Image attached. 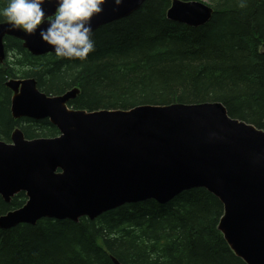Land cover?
<instances>
[{
  "label": "trees",
  "instance_id": "obj_1",
  "mask_svg": "<svg viewBox=\"0 0 264 264\" xmlns=\"http://www.w3.org/2000/svg\"><path fill=\"white\" fill-rule=\"evenodd\" d=\"M172 1L146 0L133 15L94 31L95 51L85 62L34 56L20 40L5 38L13 56L0 63V140L10 143L17 128L27 140L60 134L47 119L12 117L6 83L25 79L49 96L78 88L74 110L218 102L231 118L264 130V0H245L244 8L241 0H208L213 16L197 28L167 19ZM5 4L0 0V8ZM26 201L25 193L10 203L0 196V217ZM223 215L221 201L199 188L167 204H127L94 221L0 228V264H246L218 229Z\"/></svg>",
  "mask_w": 264,
  "mask_h": 264
},
{
  "label": "water",
  "instance_id": "obj_2",
  "mask_svg": "<svg viewBox=\"0 0 264 264\" xmlns=\"http://www.w3.org/2000/svg\"><path fill=\"white\" fill-rule=\"evenodd\" d=\"M146 0H110L92 21L93 31L129 17ZM53 14L55 5L45 6ZM214 9L203 2L173 0L167 19L201 27ZM34 56L55 54L39 32L27 35L0 23V63L5 38ZM14 119L49 120L54 138L27 140L21 129L0 140V196L26 204L0 217V228L36 225L42 219L96 220L127 204H167L194 189H206L224 206L218 229L246 264H264V130L231 118L218 102L139 106L86 112L69 107L80 90L49 96L34 79L9 80ZM114 264H121L113 258Z\"/></svg>",
  "mask_w": 264,
  "mask_h": 264
},
{
  "label": "clouds",
  "instance_id": "obj_3",
  "mask_svg": "<svg viewBox=\"0 0 264 264\" xmlns=\"http://www.w3.org/2000/svg\"><path fill=\"white\" fill-rule=\"evenodd\" d=\"M110 0H6L0 17L12 31L27 35L39 32L42 41L51 46L57 57L85 62L95 51L92 21L104 11ZM118 9L124 0H112ZM54 4L53 14L46 5ZM239 7H246L241 0Z\"/></svg>",
  "mask_w": 264,
  "mask_h": 264
},
{
  "label": "rangeland",
  "instance_id": "obj_4",
  "mask_svg": "<svg viewBox=\"0 0 264 264\" xmlns=\"http://www.w3.org/2000/svg\"><path fill=\"white\" fill-rule=\"evenodd\" d=\"M197 1H199V2H203V3H205V4H208V5H210V3H209V1L208 0H197ZM211 6V5H210ZM5 23V22H4ZM26 50V49H25ZM28 53H29V51L28 50H26ZM11 55V54H10ZM13 56V55H12ZM12 56H9V54L7 55L6 54V56H5V59L8 57V58H10V57H12ZM4 59V60H5ZM1 64H4V61L3 62H1ZM12 92V91H11ZM3 216V215H2ZM94 221V220H93Z\"/></svg>",
  "mask_w": 264,
  "mask_h": 264
},
{
  "label": "bare ground",
  "instance_id": "obj_5",
  "mask_svg": "<svg viewBox=\"0 0 264 264\" xmlns=\"http://www.w3.org/2000/svg\"><path fill=\"white\" fill-rule=\"evenodd\" d=\"M142 6H143V5H142ZM142 6H141V7H142ZM141 7H140V8H141ZM140 8H139V9H140ZM139 9H138V10H139ZM135 12H136V11H135ZM135 12H134V13H135ZM134 13H133V14H134ZM133 14H131V15H133ZM131 15H130V16H131ZM99 28H101V27H99ZM99 28H98V29H99ZM96 30H97V29H96ZM96 30H95V31H96ZM93 32H94V31H93Z\"/></svg>",
  "mask_w": 264,
  "mask_h": 264
},
{
  "label": "flooded vegetation",
  "instance_id": "obj_6",
  "mask_svg": "<svg viewBox=\"0 0 264 264\" xmlns=\"http://www.w3.org/2000/svg\"><path fill=\"white\" fill-rule=\"evenodd\" d=\"M24 119V118H23Z\"/></svg>",
  "mask_w": 264,
  "mask_h": 264
}]
</instances>
